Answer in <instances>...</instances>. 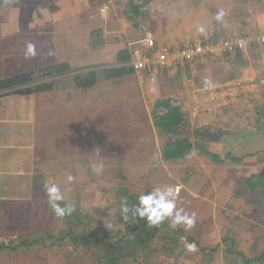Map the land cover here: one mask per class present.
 Here are the masks:
<instances>
[{
	"label": "rangeland",
	"instance_id": "obj_1",
	"mask_svg": "<svg viewBox=\"0 0 264 264\" xmlns=\"http://www.w3.org/2000/svg\"><path fill=\"white\" fill-rule=\"evenodd\" d=\"M129 1L141 7L133 22L128 20ZM45 3L47 7H44ZM78 5L82 11L78 9L80 14L75 17L73 12ZM101 6H107L109 15L114 8L116 16L113 15L112 24L118 30L123 23L136 30L145 25L152 33L157 26L159 29L162 25H170L194 35V38L175 45L199 41L203 33L205 35L210 31L221 38L256 34L264 29V0H4L0 8V24L13 12L16 16L19 13L21 21L29 26L36 18H47V15L58 14L64 8L72 14L69 18L56 21V25H72L81 30L72 33L71 42L77 50H72L71 76L64 84L56 81L55 85L57 92L63 89L67 92L65 97L55 98L57 110L67 107V114L62 124L49 118L48 114L42 115L47 120L45 138L48 144L41 146L39 151L37 193L31 201L14 204L0 214V239L29 237L47 231L57 235L67 229L66 221L56 219L51 211L44 190V185L49 182L61 188L67 202L74 203L77 212L88 216L78 231L89 234L121 229L115 199L119 187L142 195L158 187L172 186L180 189L178 207L196 216L194 227H182L185 231V238L182 239L185 250L170 255L158 248L161 245L156 243L153 249H157V253L148 258L143 254L137 260L124 264H227L223 258L226 245L222 239L225 235L234 240L235 249L246 257L264 251V188L251 191L244 186L251 175L264 181V86L260 83L263 89L259 97L244 99L226 108L212 109L213 112H208L210 108L203 104L202 99L200 103L193 98L197 89H204L205 79H210L215 85L236 79L243 74V70L253 68L256 80H260L264 55H260L259 59L253 55L251 65L246 64L243 69L238 67L241 63L237 59L233 62L231 56H223L206 59L194 72L187 69L158 72L151 80L145 73L113 81H105L99 76L97 86L77 89L71 83L74 73L95 69L100 74L102 68L112 67L111 51L105 58L97 57L99 52L96 49L105 42L99 32L104 21L99 13ZM220 10L225 15L217 21L215 17ZM199 28H203L204 32H199ZM85 31L87 40L84 38ZM16 39L17 42H25L22 36L20 39L15 36L12 42L16 43ZM123 45L124 42L118 38L114 47ZM79 48L82 49L81 65L78 62ZM60 58L62 60L58 59L59 63L54 65L66 63ZM2 62H6V56L0 58V64ZM49 66L53 65H44L41 69ZM16 72L21 71L18 69ZM0 76L3 79L11 77V74L0 71ZM65 86L69 89L66 90ZM43 94L44 102H47V93ZM167 98H172L183 107L189 105L190 109L185 110L187 124L180 133L192 144L202 145L222 158L226 153L237 157L250 156L237 165L215 164L196 151L182 160L163 161L161 152L168 138L154 128L153 110L157 100ZM193 110L197 113L191 112ZM197 129L201 130L205 141L195 138L194 131ZM208 130L221 135L215 139ZM100 165L103 166L102 172L94 174L92 169ZM68 172L76 177L71 184L66 182ZM254 199L260 200L261 204L253 205ZM190 239L208 249L220 245L218 255L211 263H204L197 246L187 243ZM255 245L257 248L253 249ZM0 264L95 263L85 249L65 244L60 248H32L29 252L3 251Z\"/></svg>",
	"mask_w": 264,
	"mask_h": 264
},
{
	"label": "crops",
	"instance_id": "obj_2",
	"mask_svg": "<svg viewBox=\"0 0 264 264\" xmlns=\"http://www.w3.org/2000/svg\"><path fill=\"white\" fill-rule=\"evenodd\" d=\"M59 6H61V4H59ZM79 7L80 6L78 5V8L73 12V16L76 17L78 14H80V11L82 10ZM102 7L107 6H101L99 8V13ZM113 9L111 15H109L108 8L105 14L100 13L103 16L101 18H103L104 21L101 28H99L101 30L100 32L102 38L105 40V42L103 46L96 49V51L99 52V55H97L98 58H105L106 55H108V53L111 51L110 63H112V67L116 66V53L122 49L129 50V45L134 47V45H136L142 37L141 29L136 30L133 28V26L128 24L123 23V26L120 27L119 30L116 26H113V15L116 16V11ZM70 12L71 11L69 10L65 11L63 8L58 14L48 13L49 15H47V18H36L31 25L28 24L29 26H26V23L21 21L19 13L16 16L12 12L10 13L11 15L5 17L7 20H5V18L2 19L4 20V23L2 22L0 24V58L2 59L3 56H6V62H2V64H0V71L10 73L11 76L17 75L19 73L22 74L34 72L41 69L44 65L48 66L59 63L58 59L62 60L60 57H62L63 61L68 63L71 68V57L73 54L72 50H77L76 47L73 46L74 44L71 42L72 33H75L77 30L81 29L73 28L72 25H56V21H62L65 18H69L70 14H72ZM163 26L164 25H162L159 29L157 26L153 30L157 48L164 49L168 47L179 46L182 44H175L177 42L194 38V35L184 33L183 28L179 30L178 28H174L170 25ZM239 27L241 30L242 27ZM262 31H264V29L259 30L256 34L244 35L255 36ZM15 36H18L19 39L20 36H22V40L25 42H21L20 40L17 42V39L16 43L12 42V39L15 40ZM202 36L203 37L201 40H214L212 37L215 36V33L210 31L205 35L203 33ZM84 38L87 40L86 31L84 32ZM118 38H121V40L124 42V45L116 48L114 46L115 42L118 41ZM28 43L35 45L36 56L34 58L25 59V50ZM79 46L81 48H85L82 47V44H79ZM100 48L101 51H99ZM81 50L82 49L79 48L80 58L78 62L80 65L82 64ZM253 55L258 59L260 55H264V46L262 48H259L258 46L253 47L249 51L246 58L242 57V61L240 62L241 67L239 68L243 69L242 67H246V64L251 65L253 62ZM230 56L232 57V61L235 62L233 59H236V55ZM48 58H50L49 61L47 60ZM40 60H43V62L41 63ZM205 60L197 62L194 65H185L184 69L194 72L197 67L205 63ZM18 69L21 72H16ZM157 73L158 72H156L154 75L148 74L149 79L151 80ZM162 73H164V71H162ZM243 74L248 77L253 76L255 79L257 78L253 68H247V70H243ZM259 74H261L260 76H262V78H260L258 81H263L262 86H264L263 68L260 69ZM70 76L71 74L68 73L65 76L57 77L55 81H57L58 84H64L63 82H66L67 78ZM1 77L2 76H0V79ZM232 80L234 79L228 81ZM65 88L66 90L69 89L66 86ZM262 89L260 88L259 94H261ZM196 93L194 94L193 98L200 103L202 99L203 104L210 108V111L208 110V112H213L212 109H218V107H213L211 104L205 101L206 94L202 93V88L197 89ZM66 95L67 92L64 89L57 92L56 87H54V90L48 92L46 95L48 98L47 102H44V94H33L29 96L8 95L5 97H0V214L4 213V211H7L8 207L14 206V204L31 201L35 193H37V178L40 176L37 174L36 166L39 159V151H41V146L48 144V141L45 138L47 136L45 133V130H47V120L46 117H43L42 115L48 114L47 116L49 118H54L55 120L57 119L60 122L64 120L68 108L64 107L57 110L55 98L65 97ZM241 101H244V99ZM241 101H239V103ZM234 104L227 105L223 108ZM188 109H190L189 105L185 104L183 111L186 113L185 110ZM191 112L197 113L196 110ZM48 129H50L49 126ZM208 132L209 134L214 133L210 130H208Z\"/></svg>",
	"mask_w": 264,
	"mask_h": 264
},
{
	"label": "trees",
	"instance_id": "obj_3",
	"mask_svg": "<svg viewBox=\"0 0 264 264\" xmlns=\"http://www.w3.org/2000/svg\"><path fill=\"white\" fill-rule=\"evenodd\" d=\"M4 0H0V8ZM48 4L45 3L44 7ZM129 15L128 20L133 22L135 17L139 15V6L134 5L132 1L128 3ZM94 31L92 34H94ZM100 32V31H99ZM213 36L212 39H216ZM237 61H242V55L236 54ZM131 60L130 51L128 49L119 50L115 55L116 66L102 68L100 74L95 69H88L84 72L74 74L71 78V83L77 89H90L97 86L99 76L105 81H113L128 75L135 74L133 69L127 65ZM238 67H241L239 65ZM71 72L68 63H61L46 67L44 69L17 74L11 77L0 79V97L8 95L29 96L33 94H42L51 92L56 81L54 78L61 77ZM165 72V71H164ZM49 79L51 81H49ZM187 124L186 113L182 106L173 100L167 98L157 100L153 110V126L160 131L168 141L164 144L161 152V158L165 162L177 161L185 159L190 153L196 151L199 154H204L213 163L222 165L225 163L240 164L245 158L250 155L233 156L231 153H226L222 158L220 155L210 152L205 147L199 144H192L190 139L181 135L180 131ZM195 138L199 141H205L201 135V130L194 131ZM264 152V151H263ZM246 190L255 191L257 188H264V181L258 176L251 175L244 183ZM239 194V193H237ZM140 195L130 193L126 188L119 187L116 194V204L120 213V223L122 224L119 230H106L101 234H89L87 232H79L78 229L85 224L87 215H81L75 211L71 216L62 218L67 223V229L59 234L52 232H43L29 237H16L0 239V256L3 251L13 253L29 252L32 248L38 247H63L65 244H70L74 248L85 249L90 255L95 264H124L129 260H137L145 254L147 258L157 253L155 244L158 243L165 253L173 254L174 252H183L185 244L182 239L185 238V231L182 226H169L168 222L161 224L159 227H148L146 221L129 218L127 221L122 219L120 212L121 198L126 197L129 205L138 203ZM253 205L261 204L260 200H253ZM264 207L262 208V210ZM56 218V217H55ZM62 220L61 218H56ZM8 241V243H5ZM226 249L223 251V258L231 262H242L244 264H264V251L257 253L252 257H246L242 252L234 247V240L225 235L222 239ZM187 243L195 244L199 252L203 256L204 263L211 261L218 255L220 245L208 249L201 247L193 240H188ZM256 245L253 249H256ZM232 264V263H230Z\"/></svg>",
	"mask_w": 264,
	"mask_h": 264
},
{
	"label": "built area",
	"instance_id": "obj_4",
	"mask_svg": "<svg viewBox=\"0 0 264 264\" xmlns=\"http://www.w3.org/2000/svg\"><path fill=\"white\" fill-rule=\"evenodd\" d=\"M107 7L100 9L105 14ZM142 37L134 45H129L131 60L127 63L135 73L154 75L156 72H177L185 65H194L205 59L236 55L240 53L246 58L255 46L264 45V31L258 35H227L215 40H199L179 46L157 48L154 35L145 25L141 27ZM260 83L255 78L245 76L214 85L210 90H202L206 94L205 101L213 107H225L238 103L242 99L252 100L260 91ZM180 191L177 194L179 196Z\"/></svg>",
	"mask_w": 264,
	"mask_h": 264
},
{
	"label": "clouds",
	"instance_id": "obj_5",
	"mask_svg": "<svg viewBox=\"0 0 264 264\" xmlns=\"http://www.w3.org/2000/svg\"><path fill=\"white\" fill-rule=\"evenodd\" d=\"M225 13L223 10L217 12L215 19L221 21ZM199 32L203 33L204 29L199 28ZM36 56V48L32 43L26 45L25 59L34 58ZM214 85L210 79H205L204 89L210 90ZM193 155L195 152L193 151ZM103 166H97L92 169L94 174H100ZM76 180L71 172L66 174V182L73 183ZM44 190L50 204L52 213L56 218H65L71 216L76 211L74 203L67 202L66 196L62 193L61 188L54 182L44 185ZM179 187H158L150 192L142 194L138 197V203L129 205L126 197L121 198L120 212L122 219L127 221L130 217L133 219L144 220L148 227H159L161 224L168 222L169 226H182L191 229L195 226V213L189 215L183 208L178 207L177 194ZM192 250H195L194 248Z\"/></svg>",
	"mask_w": 264,
	"mask_h": 264
},
{
	"label": "flooded vegetation",
	"instance_id": "obj_6",
	"mask_svg": "<svg viewBox=\"0 0 264 264\" xmlns=\"http://www.w3.org/2000/svg\"><path fill=\"white\" fill-rule=\"evenodd\" d=\"M213 134H214L213 136L215 137V139L221 135L220 132H214Z\"/></svg>",
	"mask_w": 264,
	"mask_h": 264
},
{
	"label": "water",
	"instance_id": "obj_7",
	"mask_svg": "<svg viewBox=\"0 0 264 264\" xmlns=\"http://www.w3.org/2000/svg\"><path fill=\"white\" fill-rule=\"evenodd\" d=\"M210 135H213V133L212 134L210 133Z\"/></svg>",
	"mask_w": 264,
	"mask_h": 264
}]
</instances>
